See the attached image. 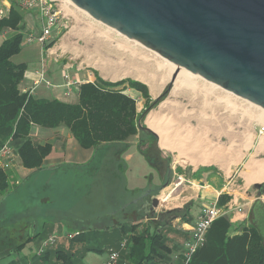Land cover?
Returning <instances> with one entry per match:
<instances>
[{"label": "rangeland", "instance_id": "rangeland-1", "mask_svg": "<svg viewBox=\"0 0 264 264\" xmlns=\"http://www.w3.org/2000/svg\"><path fill=\"white\" fill-rule=\"evenodd\" d=\"M57 3L65 17L53 35L58 36L57 55L59 58L61 54L63 55L65 65L91 74L93 81L97 73L108 82L130 79L145 84L151 97L147 109L146 100L139 92L131 90L128 93L137 101L143 126L155 135L156 149L168 157L173 170L177 174L187 176L193 170L210 168L212 173L205 174L207 176L205 182H213L216 187L225 183L228 185L227 191L238 198L240 195L256 197L257 190L254 186L261 182L257 180L258 168L264 166V134L261 133L264 122L259 120L262 115L260 109L241 97L231 95L217 86L212 87V83L196 76L192 79V88L184 86L176 95L173 92L178 83L171 84V63L138 42L100 23L66 0H58ZM26 17L25 15L22 27L24 33L22 50L12 60L16 64H26L27 71H30L40 66L41 52L39 44H28L25 41L26 35L31 32V27L34 32L40 31L41 28L37 20L29 23ZM11 35L12 32L9 36ZM179 73L177 76L182 75ZM60 78L63 79V75ZM155 81L158 84L162 82L160 86L158 85L159 94L156 96L151 94L150 86L147 84ZM70 99L76 101V96L73 95ZM151 116L157 121L163 119V129L168 132V140L173 143L176 140L179 142V139L184 140L192 131L195 132L192 138L196 135L205 137L213 145L209 152L217 155L218 162L197 167L183 165L179 151L161 147L159 136L149 129L148 119ZM185 143L184 140L183 149L189 150L190 147ZM138 144L139 137L133 138L127 152V155H132L126 171L128 190L125 188L122 191L117 186H109L103 182L108 177L106 173H90L86 164L34 169L29 179H22L17 188L9 189L5 193L6 198L8 197L6 205L10 209L2 218L4 224L11 229L12 223L17 222L15 216L18 217L20 225L33 220L38 223L41 216L44 217L42 226L53 224L55 227H70L84 232L85 237L74 247L78 252L74 255L77 264H106L112 249L123 254L121 256L123 261L120 264H126L125 248L122 244L128 238V234H124L122 227L130 230L133 224L124 222L114 225L110 217L114 218L115 214H120L118 210L125 207L127 200L136 199L145 191L143 189L151 185L153 194L148 190L150 195L143 198L150 201L152 198L158 199L157 208L149 213L156 215L158 211L160 213L166 211L164 215L160 214L165 221L173 219L168 211L176 208L185 209L191 202L187 197L180 198L183 187H176V177L168 187L161 185L156 170L142 156ZM191 153L192 151L188 153L191 155L190 158ZM200 177L203 175L200 174ZM187 186L186 183L185 187ZM165 192H170L167 202H163ZM240 201L242 203L246 200ZM196 211L198 207L194 205L190 214L194 216ZM129 214L127 218L134 221L146 215L145 209L140 208L139 204L134 206ZM100 222L106 223L108 229L100 227ZM48 229L49 227H46L44 232L41 230L38 240L30 241L31 244L23 249L28 251L33 259H38L39 241L48 234ZM67 241L76 244L71 240ZM67 241H64L63 245L65 243L68 245ZM66 246H61L62 250L70 252Z\"/></svg>", "mask_w": 264, "mask_h": 264}, {"label": "trees", "instance_id": "trees-1", "mask_svg": "<svg viewBox=\"0 0 264 264\" xmlns=\"http://www.w3.org/2000/svg\"><path fill=\"white\" fill-rule=\"evenodd\" d=\"M24 18L25 12L13 5L10 17L0 21V35L7 29L12 31L11 36L7 35L0 41V147L13 140H24L17 151L21 165L27 169H41L52 146H41L31 140L33 126L48 129L64 126L82 148L94 150L91 162L86 165L90 173H106L108 177L103 182L123 191L127 182L124 154L133 138L139 137L138 149L153 165L147 147L156 148L155 135L143 126L136 99L126 93L128 89L139 92L146 100L147 109L151 101L148 87L130 79L108 82L96 73L94 81L80 85L76 104L59 99L35 98L23 93L20 84L28 67L23 63L16 64L12 59L22 50ZM54 43L50 42L48 48ZM210 171V168L202 167L192 177L198 178L200 174ZM7 178V173L0 169V191H8ZM231 199L229 194L222 193L217 204L219 207L225 206ZM134 206H137L134 201L127 200L125 207L118 210L121 213L114 216H129ZM189 207L190 204L169 215L173 219H184ZM143 219L134 221L130 231L122 227L124 234H128L129 245L125 251L132 264H143L146 260L155 259L152 255L156 252L155 244L161 243L160 236L157 233L150 235L148 228L143 234L135 232ZM232 226L226 215L216 219L207 232L205 243L186 264H264V203L259 199L254 202L248 221L237 228L242 230L241 234L230 236ZM84 237V232H80L71 239L76 243H72L73 249ZM73 249L70 247V252L60 250L55 255L62 264H77L74 258L77 251Z\"/></svg>", "mask_w": 264, "mask_h": 264}, {"label": "water", "instance_id": "water-1", "mask_svg": "<svg viewBox=\"0 0 264 264\" xmlns=\"http://www.w3.org/2000/svg\"><path fill=\"white\" fill-rule=\"evenodd\" d=\"M69 1L179 69L264 109V0ZM263 187L254 186L259 200ZM157 206L154 198L152 210Z\"/></svg>", "mask_w": 264, "mask_h": 264}, {"label": "crops", "instance_id": "crops-1", "mask_svg": "<svg viewBox=\"0 0 264 264\" xmlns=\"http://www.w3.org/2000/svg\"><path fill=\"white\" fill-rule=\"evenodd\" d=\"M25 15L27 16L26 20L29 23L34 22L36 20V15L34 13L25 12ZM28 26L30 25L28 24ZM56 30H54L52 33L51 43L54 40H56V38L58 37V36L55 37L56 35L55 36L53 35ZM30 31H32V27ZM56 44H57V40L53 46L49 47L51 55L46 54L44 56H43L42 47L39 45L41 52V62H40L41 64L36 69L30 71L28 70L26 72L25 78L20 84V90L23 93H29L35 98L59 99L67 103L76 104L79 100L80 85L86 82H90V81L92 82L93 79L91 74L89 73L85 74L81 72L79 68L74 70L73 67H70L71 69L67 70L65 68V63L63 61L62 54L60 55L61 58H59V61H56L58 57L57 51L59 50V48L56 47ZM43 58L44 61H42ZM43 67L46 72L47 80L53 84V87L51 88L46 87L45 84H40L38 86H36L35 84L39 79V73L43 69ZM66 74H69L73 81L79 82L78 85L73 87L72 92L69 95L66 94V86H65L66 80L64 82ZM61 75H63L64 77L63 79L60 78ZM129 91L131 90L130 89L126 90V93H128ZM73 95L76 96V101L70 99V97H72ZM149 129L152 130L150 127ZM30 138L34 143L39 144L41 146H44L46 144L52 146V151L45 158L41 169L43 168L53 169V168L65 166L67 164H76L77 166L80 165L85 166V164L87 165L91 162L95 154L93 149L82 148L79 145V143L75 140V138L72 136L69 129L64 126H60L55 129L33 126ZM23 142L24 140L22 139L13 140L8 146V152L0 153V169L7 173L8 190L9 189L13 190L17 188L22 183L21 182L22 179H29L32 174L31 172H34V169H27L21 165L17 151L20 148V146L23 144ZM174 143H176V141ZM161 147L167 149L162 144ZM167 150H169V148ZM127 152L124 154V159L128 166V162L130 161L132 155H127ZM181 163L183 165H186L182 161ZM189 163L190 162H188V165ZM5 164H8V167H5L4 166ZM195 172L196 170H193L187 176L183 174L185 177V181H184L183 191H181L180 194L183 195L184 197H187L189 201H191L189 203L190 207L188 210V214L186 215V218L182 219L179 217L165 221V219L161 218L160 214L162 213L158 211L157 214L154 215L155 217L153 218H149L148 216L149 214H146L143 221L141 222V225H139L138 228L136 229L135 232H140L143 234L145 229L148 228L150 229V235L157 233L160 236L159 240L161 243L155 244L156 252H153L152 254L153 256H155V259H152L150 261L146 260L143 262V264H186L187 263L185 259V254L187 251L186 244L192 239L193 229L199 215L206 206H208L211 203L217 202L219 196L222 193L229 194L232 197L230 201L238 200L239 205L243 207L242 212L238 211L236 207L229 208L228 206H226L227 204L221 207L224 215L230 218V221L233 225L232 229L230 230V236H235L242 233V230L240 229L238 230L237 228L241 225H245V223L248 221L251 207L254 204V202L257 200V198L240 195L239 198L241 200L242 199L246 200L245 202L241 203L240 199L237 196L227 191V186H228L227 184L223 183L220 187H216L214 186L213 182H205V180H207V176H205V174L208 175L212 172L202 173L201 175H203V177H200V175L198 177L200 179L192 177V175ZM126 180H127V173H126ZM186 183L188 184L187 187H185ZM126 188H127V182H126ZM147 188L151 189V185L147 186ZM147 188L143 190H146ZM5 193L6 192L4 191H0V264H62V262L58 260L57 255L55 256V253L57 251L62 250V247H65L67 245L66 243L63 245L64 241L71 240L68 237L70 233L83 232V231L71 229L70 227H61V226L55 227L53 226V224H50V226H48L47 224L42 226L44 222L43 219L44 217L41 216L38 223L36 220H33L25 225L24 224L20 225L18 222V217L15 216L14 218L16 219L15 221L17 222H13L12 228L9 229V227L6 226L7 224L5 225L2 220L3 216L6 213L8 214V210L10 209L6 205V200L8 197L6 198ZM169 196H170V192L168 193L165 192L163 202H167L166 200L169 199ZM194 205L198 207V211H196V215L192 216V214H190V210H192V207ZM12 212L13 214L15 213L14 211ZM19 215H25V214H19ZM113 217L114 218L110 217V219H111V223H114V225H120L124 222L134 223V220H130L129 218H127V216H113ZM102 223L103 222H100V227L103 226L102 228L108 229L107 224L106 223L102 224ZM46 227L47 228L49 227L48 229L49 232L44 238H41V240L39 241V249L37 250V255H39L38 259L37 258L33 259L31 255L28 253V251L23 249L28 244H31L30 241L38 240L41 230L42 232H44ZM52 235L58 236L57 242L55 243V245L46 248L42 253L41 251L44 242ZM126 240H128V238ZM128 245L129 243L127 244V246ZM70 247L73 249L72 244L69 243L66 246V248L70 249ZM55 249L56 251L54 252ZM28 255L30 257H28ZM122 255L123 254L120 253V257ZM124 255H126L125 256L126 264H132V261L130 257L127 255L126 251ZM121 261H123L122 257L118 264H120Z\"/></svg>", "mask_w": 264, "mask_h": 264}, {"label": "built area", "instance_id": "built-area-1", "mask_svg": "<svg viewBox=\"0 0 264 264\" xmlns=\"http://www.w3.org/2000/svg\"><path fill=\"white\" fill-rule=\"evenodd\" d=\"M57 1L58 0H0V21L8 19L10 17L13 5H17L24 12L34 13L41 30L39 32H34L33 30L31 32H28L25 41L28 44H39L42 47L43 56L46 54L51 55L48 44L52 41V33L54 30L60 27V23L65 17ZM11 32L12 31L10 29L5 30L0 35V40L4 39ZM42 61H44V58ZM56 61H59V57H57ZM65 68L67 70L70 69V67L67 65H65ZM65 80L66 94L69 95L72 92L73 87L78 85L79 82L73 81L69 74L65 75ZM35 84L36 86L45 84L48 88L53 87V84L47 80L44 67L40 71L39 79ZM261 133L264 134V127ZM10 143H7L5 146L1 147L0 153H7ZM4 166L8 167V164H5ZM184 181L185 178L183 176H179L176 187H184ZM260 200L264 203V194L262 195ZM226 206H228L229 208L236 207L238 211H243V207L239 205L238 200L230 201ZM222 215H224L223 210L218 206L217 202L209 204L202 210L194 226L192 239L186 244V262H188L192 254L205 243L207 232L212 223ZM79 233L80 232L70 233L68 237L72 239ZM57 240L58 236H50L44 242L41 252L43 253L46 248L55 245ZM127 244L128 240H125L122 246L126 248ZM120 259V253L112 249L109 252L106 264H118Z\"/></svg>", "mask_w": 264, "mask_h": 264}, {"label": "bare ground", "instance_id": "bare-ground-1", "mask_svg": "<svg viewBox=\"0 0 264 264\" xmlns=\"http://www.w3.org/2000/svg\"><path fill=\"white\" fill-rule=\"evenodd\" d=\"M66 2L72 4L69 0H66ZM76 8H78V7H76ZM138 44H140V43H138ZM140 45H142V44H140ZM170 63L171 62H169V64ZM170 66H171V73H170V75L173 76L176 73V80H175V82L178 83L177 84L178 87H176L175 90H174V92H173L176 95L179 94L178 93L179 90H181L184 86H187V87H191L192 88V83H193L192 82V79L195 76L196 77H199V78H201V79H203L204 81L207 82L206 79L198 76L197 74H195V73H193L191 71H188V70H185V69H179L176 65H174L172 63L170 64ZM179 72L182 73V75L177 76ZM155 82H149V83H147L150 86L151 94L154 95V96H156V95L159 94V86L162 84V82H161V84L160 83L158 84L157 82L156 83ZM213 85H212V87H216V85L215 86H213ZM231 95H232V93H231ZM241 99L248 101L247 99H244V98H241ZM248 102L251 103V105L253 104L254 107H256L257 109H260V111L262 112V115L259 117V118H261L259 120H260V122H264V109L260 108L259 106L255 105L254 103H252L250 101H248ZM148 126L152 129V131L155 134H157L159 136L160 142H161V144L165 148H167V149L168 148L169 149L172 148V149H175V150H178L179 151L180 157H182V159H183L182 162L184 164H188V162H190L189 164H192L195 167V166H199V165H207V164H211V163L218 162L217 161V158H218L217 155H215L212 152H209L210 147L211 146L213 147V145H211L210 142L205 137L202 138L200 135H196L195 138H192V137L195 136V134H194L195 132L193 133V131H192V134L191 135H188L184 139L186 141L185 144L188 147H190V149L189 150H184L183 149L184 146L182 144L184 140L179 139V142H177V140H176V143H173V142H171V141L168 140L169 139L168 132H166V130L163 129V119L157 121L154 116H151L148 119ZM207 142H209V143L206 144ZM189 151H192V153H191L192 154V158H190L191 155L188 154ZM198 156H203V157H198ZM258 169H259L258 170L259 173L257 172V175L259 174V177L257 178V180H259V181L262 182V181H264V166H259Z\"/></svg>", "mask_w": 264, "mask_h": 264}, {"label": "flooded vegetation", "instance_id": "flooded-vegetation-1", "mask_svg": "<svg viewBox=\"0 0 264 264\" xmlns=\"http://www.w3.org/2000/svg\"><path fill=\"white\" fill-rule=\"evenodd\" d=\"M147 149L149 150V155L153 161V165H151V164L150 165L156 170V172L159 176L161 185L164 186L166 183H168V186H169L174 177H176L177 180H178L179 176L184 177L183 174L182 175L177 174V172L173 170V168L170 165L171 163H169L170 161H169L168 157L163 155L161 152H158L156 148L152 147V149H151V147L148 146ZM168 186H165V187H168ZM148 190H150L151 193L153 192L152 188L148 189ZM148 190H145V191H148ZM148 194H149L148 192H146V193L141 192L136 199L132 200V202L134 201V203L136 205L139 204L140 208H142L143 210L145 209L146 214L151 215L149 212L153 208L152 206H153V199L154 198H152L151 201L148 198H143L144 196L146 197V195H148ZM148 200L150 201V203H148L149 202Z\"/></svg>", "mask_w": 264, "mask_h": 264}]
</instances>
